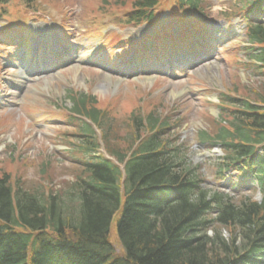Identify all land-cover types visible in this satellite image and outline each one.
Segmentation results:
<instances>
[{"label": "trees", "instance_id": "trees-1", "mask_svg": "<svg viewBox=\"0 0 264 264\" xmlns=\"http://www.w3.org/2000/svg\"><path fill=\"white\" fill-rule=\"evenodd\" d=\"M7 2L0 0V16ZM111 2L120 9L128 6L125 23L134 26L156 23L154 10L161 2L169 5L172 19L188 16L194 27L206 21L200 0ZM235 3L234 14L242 15L264 0ZM247 39L256 50L252 58L260 64L257 70L264 78V24L250 26ZM71 99L70 111L101 125L102 112L95 99L85 95ZM227 100L222 106L224 126L217 133L227 154L222 166L235 163L242 173L252 172L264 198V90L252 102ZM148 118L150 131L156 121L151 115ZM133 127L136 132L142 130L140 122ZM76 132L83 155L78 163L84 165L67 196L52 195L50 188L37 193L14 189L0 170V264H264V199L236 205L214 194L218 213L207 222V192H196V180L184 181L183 175L178 173L180 178L170 170V163L160 160L164 150L159 133L142 139L134 135L126 153L107 144L115 161L125 163L122 181L117 166L97 155L91 128L81 123ZM260 147L258 156L255 152ZM174 193L176 201L166 200ZM113 222L123 255L116 254L110 242ZM215 227L224 228L228 239L215 229L213 237L204 235Z\"/></svg>", "mask_w": 264, "mask_h": 264}, {"label": "rangeland", "instance_id": "rangeland-1", "mask_svg": "<svg viewBox=\"0 0 264 264\" xmlns=\"http://www.w3.org/2000/svg\"><path fill=\"white\" fill-rule=\"evenodd\" d=\"M235 1L203 0L208 25L213 24L222 32V17L233 14ZM25 2L8 0L2 7L0 30H6L4 27L8 23H23L25 31L30 26L40 34L44 33L46 27H58L63 21L69 37L68 44H75L81 52L75 61L65 63L54 71L30 77L15 68L19 63L16 58L11 66L5 64L0 68V170L13 184L17 181V188L31 193L50 188L51 194L59 197L67 196L72 191L71 178L79 174L80 169L73 162V156L66 154V151L79 146L75 137L77 128H74L79 123L70 120L65 110L72 107V97L77 99L85 95L96 99L97 107L102 112V126L97 129L106 146L107 142L112 143L116 151L126 153L134 135L147 136L146 130H134L130 116L138 118L142 113L144 116L153 113L160 123L164 120L167 123L163 141L172 148L182 150L194 175L205 183V190L212 193L223 189L229 193V199L237 203L245 198L260 200L253 188L239 187L241 183L227 190L228 180L214 173L221 153L211 144H199V132L203 131L208 136L216 134L217 122L224 117L217 108L225 100L223 97L230 95L235 99L248 98L253 101L264 90V79L257 75L259 70L253 67L250 59L253 52L242 50L246 45L242 37L243 28L238 26V21H235L238 32L230 36L229 45L219 50L214 61L195 69L190 76H132L131 66L125 71L124 63L133 60V55L124 49L113 65L118 49L113 48V37L107 35L113 32L109 30L116 32V28L130 25L125 23L124 16L128 6L120 9L111 0ZM165 6L161 2L157 10ZM127 33L124 31L122 38ZM10 36V42L0 41V56L4 58L14 54L13 49L21 45L31 46L32 38L37 40L33 36L23 44L22 39L15 38L14 33H10ZM41 37L43 41L47 39ZM47 44L50 46L48 40ZM146 51L145 45L141 52ZM28 53L25 64L32 68V55L30 51ZM64 55L63 58L68 59ZM119 62L121 67L117 65ZM54 63H57L54 58L49 60V64L43 59L38 68ZM101 86H105L107 91L101 90ZM214 110H217L216 116ZM160 125L156 124L158 130ZM12 187L16 188L15 185ZM213 215L210 214L208 219ZM112 227V248L116 254L123 255V249L114 235V222ZM216 228L221 236L225 234L222 229ZM204 233L208 238L214 235L209 230ZM228 235L225 234L226 238Z\"/></svg>", "mask_w": 264, "mask_h": 264}, {"label": "bare ground", "instance_id": "bare-ground-1", "mask_svg": "<svg viewBox=\"0 0 264 264\" xmlns=\"http://www.w3.org/2000/svg\"><path fill=\"white\" fill-rule=\"evenodd\" d=\"M147 81H148V80H147ZM100 88H101V90H105V91H107L106 88H105V86H101Z\"/></svg>", "mask_w": 264, "mask_h": 264}]
</instances>
